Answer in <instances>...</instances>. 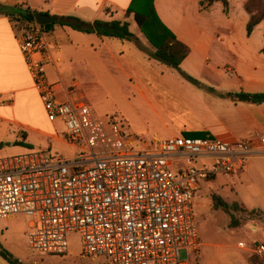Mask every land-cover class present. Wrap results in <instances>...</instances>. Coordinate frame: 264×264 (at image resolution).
Instances as JSON below:
<instances>
[{"label":"built area","instance_id":"obj_1","mask_svg":"<svg viewBox=\"0 0 264 264\" xmlns=\"http://www.w3.org/2000/svg\"><path fill=\"white\" fill-rule=\"evenodd\" d=\"M17 25L47 118L63 121L62 141L78 154L64 159L44 150L0 159V219L29 217L28 245L40 256L66 255L68 234L78 232L83 255L107 264H190L179 252L199 247L193 208L199 180L235 177L248 160L264 159V134L236 142L175 137L134 150L121 121L96 118L74 99L75 87L59 99L60 85L47 76L57 42L36 21ZM182 161L204 163L173 171ZM252 252L264 258V244Z\"/></svg>","mask_w":264,"mask_h":264},{"label":"rangeland","instance_id":"obj_2","mask_svg":"<svg viewBox=\"0 0 264 264\" xmlns=\"http://www.w3.org/2000/svg\"><path fill=\"white\" fill-rule=\"evenodd\" d=\"M258 4L264 9V0H260ZM207 12H211V17L208 16L210 18L207 22L203 21L204 27L210 33L222 29V34L216 38L206 54H201L197 64L183 62L179 69L162 64L149 56V52H152L151 45L142 34L133 15L129 18L130 29L139 38L135 45L141 49L137 53L141 57L132 58L134 61L129 65L124 63L118 65L105 57L104 48L95 53L87 45L88 42H80L84 45L79 48L78 56H75V50H70L73 57V64H71L73 74L76 76L74 79L82 84L87 97L84 99L85 102L96 118L106 123L112 118L121 121L120 125L127 136L135 139L131 145L134 150H141L146 145L156 146L165 139L185 137L175 128L182 122H175L173 128H165L166 124L171 123L172 118L177 117V120L186 121L189 118L188 114L193 118L194 115L199 118L204 116L202 105L206 102L204 103V99L192 96L186 91V87L191 86L196 90H202L204 85H213L216 88H211L212 92L228 99L225 96L228 93L218 88L230 80L236 82L238 76L246 80L245 74L242 76L235 71L236 57L225 50L228 48L227 45L233 47V44L222 42L221 39L223 35L230 36V32L226 30L233 27V36L236 39L234 43L238 45L237 48L245 54V57L257 54L264 43V22L256 28L253 36L248 37L246 34L247 12L240 9L237 0L232 1L229 12H226L224 6L219 3ZM226 17H230V24L225 22ZM22 31L21 28L18 33L21 34ZM119 45L125 51L132 47L127 41L120 42ZM131 53L135 54L133 50ZM66 55L68 52L63 51V56ZM206 58L209 60L207 61ZM231 74L236 77L231 79ZM207 79L211 80L210 83ZM74 91L76 94V87ZM234 91L241 92L239 88ZM53 124V133L56 136L62 137L66 134L62 120H57ZM10 129L12 131L4 132L6 136L0 132V150L4 151L0 159L44 150H50L54 155L64 159L78 154L76 148L63 142L54 140L49 142L37 136L33 140L34 147L22 146L14 142L16 128ZM203 163L182 161L173 166V171H175L174 167L199 168ZM198 185L199 191L193 208L199 247L196 251L181 250L180 259H187L190 264H240L242 259L247 257L250 264H264V258L255 256L252 252L254 245L264 244V241L260 238V233L254 235L249 229L252 222L264 220V197L259 193V187L262 190L261 185L256 181L251 182L250 179L242 180L239 176L229 177L222 174L217 175L213 180H199ZM214 196H220L231 206H244L243 210L255 211L257 214L251 215L241 210L228 213L223 208L215 206ZM232 217L240 224L239 227L232 228ZM30 223L31 219L22 214L5 220L0 219V264H9L2 256L3 254H10L23 264L108 263V259L104 257L83 255L78 232L68 234L69 251L66 255L40 256L28 245L27 234ZM242 244L245 247H241Z\"/></svg>","mask_w":264,"mask_h":264},{"label":"crops","instance_id":"obj_3","mask_svg":"<svg viewBox=\"0 0 264 264\" xmlns=\"http://www.w3.org/2000/svg\"><path fill=\"white\" fill-rule=\"evenodd\" d=\"M201 1L203 0H154L153 3L157 15L166 27L180 41L189 46L190 55L184 62L189 61L194 64H197L201 54H206L216 38L222 34V29L210 33L204 27L203 23L209 20L211 12L201 11ZM228 1L231 9L234 0ZM237 2L240 4V9L245 11L244 6L247 0H237ZM132 3L133 0H0V5L10 10L21 8L58 18L76 17L88 23L98 20L130 23L129 18L132 15L128 16L127 12ZM246 19L248 23L250 19L248 14ZM199 22H202L201 25ZM225 22L230 24V17H226ZM21 28L22 26L17 25V22H12L9 16L0 15V132L4 135L5 131L11 130L10 128H16L14 142L22 146L34 147L33 140L37 137L49 142L52 140L63 142L61 136L53 133L54 124L47 118L42 100L20 50L18 32ZM226 31L230 32V36L223 35L221 41L233 44V47L227 45L228 48L225 50L236 57L235 71L242 76L245 74L246 80H243L241 76L237 78L231 74L230 78L236 77L237 81L230 80L218 89L225 93L237 92L234 91L237 88L252 94L264 93V54L261 53L264 43L259 48V53L245 57V54L237 48L238 45L234 43L236 39L233 36V27L227 28ZM49 32L52 40L57 41L58 46L53 51V62L47 68V76L51 83L60 85L58 97L63 101L67 100L65 90L72 87H76L74 99H87L81 82L74 79L76 76L73 74L74 70L71 65L73 57H71L70 50H75V56H78L79 48L84 45L80 42H88L87 45L95 53L104 48V56L118 65H123V63L129 65L134 61L132 58L141 57L137 55L141 49L135 45L139 41L138 37L136 41H127L133 48L129 47L125 51L119 45L120 42H124L121 40L79 33L59 25ZM132 50L135 54L131 53ZM63 51H67L68 55L63 56ZM146 58L149 59L148 56ZM206 60L208 61L209 58ZM207 80L210 83L211 80ZM211 88L216 87L204 85L202 90H196L191 86L186 87L188 93L206 102L202 105L204 116L199 118L194 115L193 118L188 114L189 118L186 121L177 120L175 117L171 119V123L165 125V128H173L175 122H182L175 127L179 134L205 132L211 137L227 142H236L248 139L255 134H264V104L256 105L224 99L212 92ZM3 152L0 150V155ZM237 176L242 180L250 179L251 182H258L262 188L261 190L259 187V193L264 197V159L248 160L244 170ZM249 229L254 235L260 233V238L264 241V220L252 222ZM248 259L244 257L240 264H250Z\"/></svg>","mask_w":264,"mask_h":264},{"label":"trees","instance_id":"obj_4","mask_svg":"<svg viewBox=\"0 0 264 264\" xmlns=\"http://www.w3.org/2000/svg\"><path fill=\"white\" fill-rule=\"evenodd\" d=\"M260 0H247L245 3V11L250 16L246 25V34L251 37L256 28L264 22V9L259 5ZM154 0H133L132 6L129 8L127 15L134 16V20L138 24L142 34L145 36L151 45L152 52L150 57L165 64L169 67L179 69L182 63L190 55V48L188 45L180 41L177 36L161 21L156 13L154 7ZM216 3H221L226 12H229L230 3L228 0H203L200 3L201 11H209ZM36 12L17 8L10 10L0 5V15H7L12 22H34ZM59 24L61 27L70 28L74 31L97 35L98 37L107 39H116L121 41L133 42L137 40V36L131 31V24L122 21H95L94 23L84 22L76 17H61L56 24L45 26L47 30H51ZM148 53V54H149ZM264 54V47L261 49ZM185 75V74H184ZM188 77L191 81L195 82L192 78ZM228 99L234 102H242L249 104L261 105L264 104V93H247L244 91L233 92L225 95ZM187 138H207L208 134L205 132L195 134H184ZM215 206L223 208L226 212L230 211H243L257 214V212L243 210L239 205H229L220 196H214ZM240 224L232 217V228L239 227ZM9 264H23L20 260L14 258L10 254L2 255Z\"/></svg>","mask_w":264,"mask_h":264},{"label":"water","instance_id":"obj_5","mask_svg":"<svg viewBox=\"0 0 264 264\" xmlns=\"http://www.w3.org/2000/svg\"><path fill=\"white\" fill-rule=\"evenodd\" d=\"M35 20L39 25L45 27L57 23L59 21V18L56 16H51L48 14L37 12L35 14Z\"/></svg>","mask_w":264,"mask_h":264}]
</instances>
